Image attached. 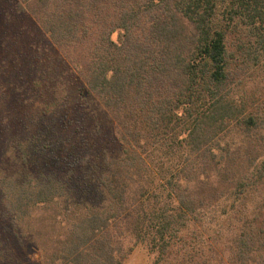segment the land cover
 I'll return each instance as SVG.
<instances>
[{"label": "trees", "instance_id": "obj_1", "mask_svg": "<svg viewBox=\"0 0 264 264\" xmlns=\"http://www.w3.org/2000/svg\"><path fill=\"white\" fill-rule=\"evenodd\" d=\"M7 1L0 264H264V0Z\"/></svg>", "mask_w": 264, "mask_h": 264}, {"label": "rangeland", "instance_id": "obj_2", "mask_svg": "<svg viewBox=\"0 0 264 264\" xmlns=\"http://www.w3.org/2000/svg\"><path fill=\"white\" fill-rule=\"evenodd\" d=\"M3 3L4 4H2L0 7L1 8L0 23H2L1 21H4L9 27V29H11L14 26L16 27L15 20L13 18V13L11 11L9 2L7 0H4ZM21 20L22 21L24 20L25 21L24 24L27 25L26 18L24 19L22 18ZM29 34L28 33H25V34L24 33H0V57L4 56V54L6 53H9L8 55L9 59L7 61V64L9 67L8 70H11V72L16 70L14 67L16 65L14 61L16 60H21V61L23 60L24 62L22 63V68H28V66H31V61L24 60V58L28 57L29 59H32V57L38 54V52H41L44 55L43 54L38 55L37 58L35 59L37 60V62H39V61L44 60V58H46L47 56L49 57L53 55L51 50L49 52H45V50L49 49V46L44 41H42V44L38 43L41 46V47L40 46L38 47L42 50L40 51L36 50V45H32L30 43L31 41H28V39L30 38ZM39 37L41 36L39 35ZM39 37H37V39H39ZM11 40H15L19 43L20 46H18L16 49L19 51H22L20 53L23 59L19 57L17 54H15V52L13 51ZM25 51L27 52V54L25 53ZM16 66L20 67V65L18 64ZM245 78H246V82L248 83L247 85L250 88H252L251 89L252 92H255L258 96H261L264 94V76L262 77L260 73L255 72V73H249L246 76L242 77V80H244ZM75 82L78 85H81L79 81H75ZM3 89L4 87L1 90ZM3 95L5 96V94ZM19 100H20V103H18V107L21 109L22 108L21 102L28 100V97L25 91L20 93ZM24 109L26 108H22V110ZM70 115H71L70 113H67V116H70ZM62 116H66V115L61 114V117ZM31 257H33L34 259H37L38 253L36 252L32 253ZM152 262H153V254L150 253L149 250L144 245L138 244L132 247V249L126 253L124 258L121 259L120 264H152Z\"/></svg>", "mask_w": 264, "mask_h": 264}]
</instances>
